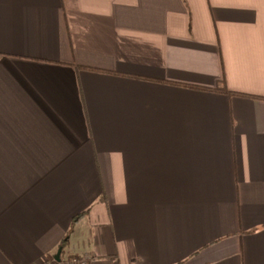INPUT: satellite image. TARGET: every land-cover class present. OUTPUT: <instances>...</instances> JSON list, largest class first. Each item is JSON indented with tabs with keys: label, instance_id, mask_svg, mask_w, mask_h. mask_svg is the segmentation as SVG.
<instances>
[{
	"label": "crops",
	"instance_id": "crops-1",
	"mask_svg": "<svg viewBox=\"0 0 264 264\" xmlns=\"http://www.w3.org/2000/svg\"><path fill=\"white\" fill-rule=\"evenodd\" d=\"M251 95L264 0H0V264H264Z\"/></svg>",
	"mask_w": 264,
	"mask_h": 264
},
{
	"label": "built area",
	"instance_id": "built-area-1",
	"mask_svg": "<svg viewBox=\"0 0 264 264\" xmlns=\"http://www.w3.org/2000/svg\"><path fill=\"white\" fill-rule=\"evenodd\" d=\"M89 259L83 255H67L59 259L46 258L42 264H89Z\"/></svg>",
	"mask_w": 264,
	"mask_h": 264
},
{
	"label": "trees",
	"instance_id": "trees-1",
	"mask_svg": "<svg viewBox=\"0 0 264 264\" xmlns=\"http://www.w3.org/2000/svg\"><path fill=\"white\" fill-rule=\"evenodd\" d=\"M215 90H219V91H222V92H225V93H230V91L227 90V88L224 86V85H221L219 87H217ZM252 97H256V98H260V99H264V97H260V96H253L251 95ZM84 215V212H81L79 214H76L73 218H72V224L76 223L82 216ZM66 243L65 240H63L61 243H60V246L59 247H63L64 244Z\"/></svg>",
	"mask_w": 264,
	"mask_h": 264
},
{
	"label": "water",
	"instance_id": "water-1",
	"mask_svg": "<svg viewBox=\"0 0 264 264\" xmlns=\"http://www.w3.org/2000/svg\"><path fill=\"white\" fill-rule=\"evenodd\" d=\"M60 250H61V248H59V250H58L57 253H56V257H57V259H59V253H60Z\"/></svg>",
	"mask_w": 264,
	"mask_h": 264
}]
</instances>
